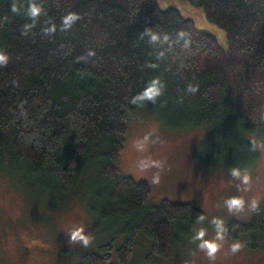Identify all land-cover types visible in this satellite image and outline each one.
Here are the masks:
<instances>
[{"label": "trees", "instance_id": "obj_1", "mask_svg": "<svg viewBox=\"0 0 264 264\" xmlns=\"http://www.w3.org/2000/svg\"><path fill=\"white\" fill-rule=\"evenodd\" d=\"M182 1L225 33L226 49L157 0H0V53L8 56L0 174L45 180L57 208L95 174L92 210L124 240L99 244L84 264H132L138 240L148 244L145 264L167 261L180 236L206 221L194 204L150 205V186L121 175L130 121L141 111L172 131L209 130L199 154L206 164L221 159L242 172L259 160L252 138L264 142V0ZM225 228L231 241L261 243L264 203L249 222Z\"/></svg>", "mask_w": 264, "mask_h": 264}, {"label": "rangeland", "instance_id": "obj_2", "mask_svg": "<svg viewBox=\"0 0 264 264\" xmlns=\"http://www.w3.org/2000/svg\"><path fill=\"white\" fill-rule=\"evenodd\" d=\"M157 2L161 9L180 10L194 22L198 31L211 35L222 48H227L225 33L187 2ZM208 133L209 130L201 129L169 130L145 110L130 121L121 154V175L150 186V205L162 201L194 204L206 218L186 236H180L179 251L174 258L156 259L155 264H263L262 255L250 252L248 238L239 240L243 246L233 253L231 246L237 241H231L225 234L224 240L218 242L222 247L214 254V259L199 248L201 241L194 239L195 233L203 229L204 240H215L214 220L222 222L224 227L230 222L247 223L264 203V142L251 136L259 160L253 168L241 172L242 176L249 177L248 183L244 184L241 179L231 176L224 160L216 159L209 165L200 159L202 142ZM146 136L148 140L144 141ZM141 143L143 151L138 147ZM147 158L161 161L163 167L141 172L139 161ZM156 173L160 175V182L152 183ZM82 180L66 199L67 204L57 208L59 202L45 180L0 174V264H84L82 257L96 252L99 244L115 238V247L121 246L124 240L119 236L122 235L121 227L107 228L92 210L95 199L89 189L95 174L87 173ZM233 198L244 200L242 210H229L227 201ZM253 202L254 208L251 207ZM78 227H83L84 235L89 238L87 246L70 240L71 231ZM148 249L146 241H136L132 264H145Z\"/></svg>", "mask_w": 264, "mask_h": 264}, {"label": "clouds", "instance_id": "obj_3", "mask_svg": "<svg viewBox=\"0 0 264 264\" xmlns=\"http://www.w3.org/2000/svg\"><path fill=\"white\" fill-rule=\"evenodd\" d=\"M13 11H16L14 8ZM38 9L36 7H30L29 9V14L32 16H35L37 14ZM152 39L155 40L157 37L155 35L152 36ZM8 62V56L4 53H0V64H7ZM197 89L195 87L189 86L188 91L190 92H195ZM148 137H144V141H147ZM139 149L143 151V144L141 143L138 145ZM162 168L163 164L161 161H156V160H151L150 158L147 159H142L139 161L138 168L141 172L146 171L149 168ZM231 176L235 178H239L242 180L244 184H247L249 181L248 175H241V171L238 168H233L230 170ZM160 182V175L159 173H156L153 178H152V183H159ZM244 200L240 198H233L227 201L229 210H242L244 208ZM251 207H255V202L251 205ZM203 217H201V220ZM213 223L216 224L217 228V234L215 240H204L203 237L205 236V230L200 229L195 233L194 239L200 240L201 243L199 244V248L201 250L206 251L207 255L209 258L214 259L215 258V253L218 251L220 247H222L221 243H218L219 241H223L225 234L227 233V229L224 227L222 222L214 220ZM70 240L72 242H77L80 243L82 242L84 246H87L89 244V238L84 235V229L83 227H78L75 228L73 231L70 233ZM242 243L237 241L236 243L232 244L231 246V251L233 253L237 252L241 247Z\"/></svg>", "mask_w": 264, "mask_h": 264}, {"label": "flooded vegetation", "instance_id": "obj_4", "mask_svg": "<svg viewBox=\"0 0 264 264\" xmlns=\"http://www.w3.org/2000/svg\"><path fill=\"white\" fill-rule=\"evenodd\" d=\"M250 246H251V248H250L251 253H253L257 256L262 255L264 257V241H262L261 243L255 242V243L251 244ZM258 254H260V255H258ZM263 264H264V262H263Z\"/></svg>", "mask_w": 264, "mask_h": 264}]
</instances>
